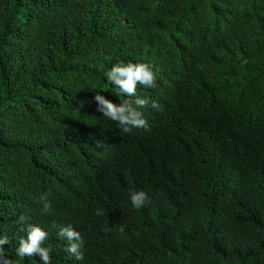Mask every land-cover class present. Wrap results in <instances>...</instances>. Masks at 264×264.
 <instances>
[{
	"label": "trees",
	"instance_id": "1",
	"mask_svg": "<svg viewBox=\"0 0 264 264\" xmlns=\"http://www.w3.org/2000/svg\"><path fill=\"white\" fill-rule=\"evenodd\" d=\"M119 62L157 71L136 90L148 130L96 110V91L135 99L106 78ZM28 224L48 232L51 264H264V0H0V236L13 264H41L16 255ZM69 225L82 260L57 234Z\"/></svg>",
	"mask_w": 264,
	"mask_h": 264
},
{
	"label": "clouds",
	"instance_id": "2",
	"mask_svg": "<svg viewBox=\"0 0 264 264\" xmlns=\"http://www.w3.org/2000/svg\"><path fill=\"white\" fill-rule=\"evenodd\" d=\"M106 78L109 82L115 84L119 89L120 94L126 97H135V99H125L120 103H114L112 100L106 98L101 92L96 91L93 100L96 103V110L102 114L103 117L116 122L120 131L124 133H131L134 129H149V123L144 118L141 109L149 105L148 98H141L136 95L138 85L146 88H154L157 81V71L153 66L145 62L137 63H115L110 70L106 72ZM151 107L159 109L157 101H151ZM99 145L100 142L97 141ZM147 200V195L143 191H134L130 193V202L134 209H140L144 206ZM37 203L42 205V214L51 212V202L47 195H40ZM97 215H103L101 210H97ZM29 219L28 216L21 214L18 217V223L24 225ZM22 230H24L22 228ZM123 232V227L120 229ZM58 236L62 240H66V251L75 256L77 260H82L83 254L81 249L84 240L79 231L74 230L72 226H61L58 230ZM48 239V232L38 225L28 224L26 228V237L21 238L19 245L16 248V255L19 258L39 256L41 264H51L52 258L50 255L51 248L44 247L43 242ZM9 240L6 235L0 236V261L2 264H13L5 255L4 245L8 244Z\"/></svg>",
	"mask_w": 264,
	"mask_h": 264
}]
</instances>
